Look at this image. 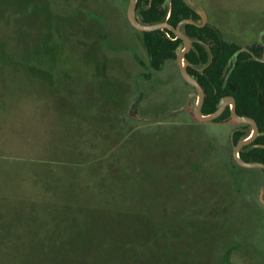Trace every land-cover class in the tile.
Here are the masks:
<instances>
[{
	"label": "rangeland",
	"instance_id": "374dc122",
	"mask_svg": "<svg viewBox=\"0 0 264 264\" xmlns=\"http://www.w3.org/2000/svg\"><path fill=\"white\" fill-rule=\"evenodd\" d=\"M189 2L264 47V0ZM128 3L0 0V264H264V173L176 59L148 68Z\"/></svg>",
	"mask_w": 264,
	"mask_h": 264
},
{
	"label": "trees",
	"instance_id": "16d2710c",
	"mask_svg": "<svg viewBox=\"0 0 264 264\" xmlns=\"http://www.w3.org/2000/svg\"><path fill=\"white\" fill-rule=\"evenodd\" d=\"M135 13L137 21L144 26L166 22L173 28L180 27L191 41V48L184 55L188 64L186 71L204 92L202 115L213 114L223 98L233 97L236 114L254 120L259 132L250 144L239 150V158L246 163L264 164V47L254 44L247 47L248 51H241L238 43L225 40L218 29L208 24L200 26L201 16L188 0H137ZM138 33L148 68L155 71L167 60L176 59V50L183 46L168 29ZM229 119L227 106L211 122L222 123ZM237 124L231 133L233 145L247 139L251 132L249 125Z\"/></svg>",
	"mask_w": 264,
	"mask_h": 264
},
{
	"label": "water",
	"instance_id": "95a60500",
	"mask_svg": "<svg viewBox=\"0 0 264 264\" xmlns=\"http://www.w3.org/2000/svg\"><path fill=\"white\" fill-rule=\"evenodd\" d=\"M136 1L137 0H129L128 7H127V13H126L128 22L130 23V25L135 30H137L139 32H152V31H155V30L168 29L176 36L177 39H180L182 41L183 49L182 50H179V49L176 50V63L178 65V68H179L180 75H181L182 79L188 85L193 87L196 90V93L198 95V101L195 102L194 109H193L194 117L200 122H209V121H212V120L216 119L217 117H219L222 114V112L225 110V108L227 106H229L230 107V119L232 121L236 122V123L249 125L251 127V129H252V132H251L250 137L248 139L242 140V141L238 142L236 145L233 146V148H232L233 159L241 167H244V168H258V169H261V170L264 171V164H261V163H246V162L242 161L239 158V154H238L240 149H242L244 146H247L248 144H250L258 136L259 132H258V127H257V124L255 123V121L250 119V118L239 117L236 114V111H235V105H236L235 104V99L233 97H231V96L223 98L221 100V102H220L219 108L213 114L202 115L201 106H202V102H203V98H204L203 89L196 82V80H194L187 73L186 67H187L188 64L185 63L184 67L183 68L181 67V61L184 60V55L191 48V41L180 30L179 26L177 28H173L169 24H167L166 22L155 24V25H149V26L141 25L137 21V18H136V13H135ZM188 2H189V0H188ZM200 16H201V19H202V23H201L200 26H203L206 23L205 22V18L201 14H200ZM184 23H186V21H184ZM243 50H246V49H243ZM262 61L264 62V59Z\"/></svg>",
	"mask_w": 264,
	"mask_h": 264
},
{
	"label": "flooded vegetation",
	"instance_id": "af4514ba",
	"mask_svg": "<svg viewBox=\"0 0 264 264\" xmlns=\"http://www.w3.org/2000/svg\"><path fill=\"white\" fill-rule=\"evenodd\" d=\"M206 24V23H205ZM183 32V31H182ZM183 49V46H182V48H181V50ZM243 49H246V50H243ZM241 51H248V49H247V47H242V49H241ZM264 59V52H263V58H262V60ZM194 89V88H193ZM195 90V89H194ZM195 94H196V90H195ZM228 97V96H227ZM198 100V99H197ZM229 107V106H228ZM229 110H230V107H229ZM231 120V119H230ZM209 122H211V121H209ZM251 132H252V129H251ZM251 132H250V134H251ZM249 137H250V135H249ZM248 137V138H249ZM247 138V139H248ZM234 146V145H233ZM232 158H233V156H232ZM235 161V160H234ZM237 164V163H236ZM240 166V165H239Z\"/></svg>",
	"mask_w": 264,
	"mask_h": 264
},
{
	"label": "bare ground",
	"instance_id": "6f19581e",
	"mask_svg": "<svg viewBox=\"0 0 264 264\" xmlns=\"http://www.w3.org/2000/svg\"><path fill=\"white\" fill-rule=\"evenodd\" d=\"M185 65L184 60L181 61V67L183 68ZM198 101V100H197Z\"/></svg>",
	"mask_w": 264,
	"mask_h": 264
}]
</instances>
